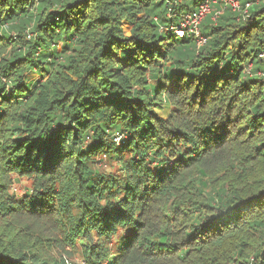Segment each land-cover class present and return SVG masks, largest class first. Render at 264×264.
Here are the masks:
<instances>
[{
    "label": "trees",
    "instance_id": "trees-1",
    "mask_svg": "<svg viewBox=\"0 0 264 264\" xmlns=\"http://www.w3.org/2000/svg\"><path fill=\"white\" fill-rule=\"evenodd\" d=\"M205 1L0 0V264H264V0Z\"/></svg>",
    "mask_w": 264,
    "mask_h": 264
},
{
    "label": "built area",
    "instance_id": "built-area-1",
    "mask_svg": "<svg viewBox=\"0 0 264 264\" xmlns=\"http://www.w3.org/2000/svg\"><path fill=\"white\" fill-rule=\"evenodd\" d=\"M222 2L223 7H231L235 12H242L244 11L247 14V10H243L242 4L237 0H206L203 5L199 7V9L195 12H186L183 14L182 20L179 24H172L169 26V31L172 32L175 38H194L199 46L203 45L206 42L205 37L201 32V24L203 20L210 15L212 6L214 4H218V2ZM238 3V5L236 4ZM249 5H247V8ZM210 10V12H209ZM209 12V13H208ZM223 11L217 12L213 19L218 18ZM243 13V14H244ZM168 16L172 17V13L170 12ZM262 73H259L258 77H263ZM119 140L121 141L120 136H116L114 141L116 142Z\"/></svg>",
    "mask_w": 264,
    "mask_h": 264
},
{
    "label": "rangeland",
    "instance_id": "rangeland-1",
    "mask_svg": "<svg viewBox=\"0 0 264 264\" xmlns=\"http://www.w3.org/2000/svg\"><path fill=\"white\" fill-rule=\"evenodd\" d=\"M198 2L195 3V5L197 4ZM236 4L238 5V3L236 2ZM213 11V10H212ZM210 12V10H209ZM208 12V13H209ZM244 13V11H242ZM211 13V12H210ZM241 13V12H240ZM244 17L246 19V16L247 14L244 13ZM210 16L213 17L212 14H210ZM214 18V17H213ZM212 19V22L213 23H216L215 22V19ZM207 19V18H206ZM125 28V34L126 35H129V28L127 25L124 26ZM258 77V76H257ZM156 108V112L161 115V116H167L169 114V112H171L173 110L172 107L168 106V104H159L158 106L155 107ZM154 108V109H155ZM165 111H167V114L164 115ZM167 118V117H166ZM104 158V157H103ZM102 158V159H103ZM102 171H104L105 173L107 174H110V173H113V174H119V169H120V166L118 163H109L107 161V167L106 168H101ZM12 179H14L15 181L12 183L11 187H10V190H9V193L14 196V197H22L24 196L25 192H28L30 191V189L32 188V185H33V181L31 178L29 177H19L18 175L16 174H12L11 176ZM13 189H15V191H13ZM22 193V195L20 194ZM29 231H34L33 230H28V229H24L22 230V233L23 234H29L30 232ZM54 250V249H53ZM67 264H83V262L81 261L80 257L79 256H75L73 259H67Z\"/></svg>",
    "mask_w": 264,
    "mask_h": 264
},
{
    "label": "clouds",
    "instance_id": "clouds-1",
    "mask_svg": "<svg viewBox=\"0 0 264 264\" xmlns=\"http://www.w3.org/2000/svg\"><path fill=\"white\" fill-rule=\"evenodd\" d=\"M121 54H123V53H121ZM83 67H87V64H85ZM69 78L71 80L76 81V85L75 86H80L82 84V82L79 80V78L77 76H75V75H70ZM86 84H87V87L89 89H91V88H98L99 87V81H93L91 78H89V80L86 82ZM85 94H87V92H85ZM189 123H190L191 129L193 131L196 130L199 127V122H197V121H190ZM116 144H119V140L116 141ZM86 146H87L86 144L80 145L81 148H84ZM107 161H108V158L107 157H104L103 159L98 160L96 166L98 168H106L107 167ZM13 191H15V189H13ZM20 194L22 195V193H20ZM107 203H108L107 200L100 201V204L102 206L103 205H107Z\"/></svg>",
    "mask_w": 264,
    "mask_h": 264
}]
</instances>
